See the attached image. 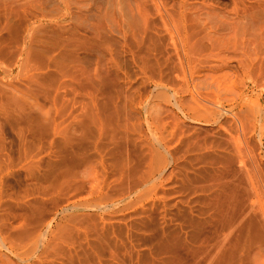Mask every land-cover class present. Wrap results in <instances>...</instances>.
<instances>
[{
  "label": "rangeland",
  "instance_id": "374dc122",
  "mask_svg": "<svg viewBox=\"0 0 264 264\" xmlns=\"http://www.w3.org/2000/svg\"><path fill=\"white\" fill-rule=\"evenodd\" d=\"M0 264H264V0H0Z\"/></svg>",
  "mask_w": 264,
  "mask_h": 264
}]
</instances>
